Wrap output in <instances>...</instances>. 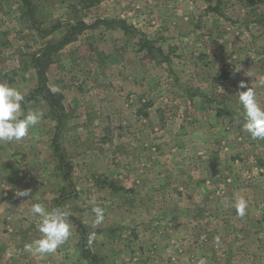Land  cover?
I'll return each instance as SVG.
<instances>
[{"label": "rangeland", "instance_id": "rangeland-1", "mask_svg": "<svg viewBox=\"0 0 264 264\" xmlns=\"http://www.w3.org/2000/svg\"><path fill=\"white\" fill-rule=\"evenodd\" d=\"M31 3L33 18L0 0V82L27 95L33 56L70 30L44 66L63 121L30 100L39 123L0 141V264H264V140L236 96L244 81L264 107V0ZM34 203L69 213L53 253L28 250L42 235Z\"/></svg>", "mask_w": 264, "mask_h": 264}, {"label": "clouds", "instance_id": "clouds-1", "mask_svg": "<svg viewBox=\"0 0 264 264\" xmlns=\"http://www.w3.org/2000/svg\"><path fill=\"white\" fill-rule=\"evenodd\" d=\"M239 89L247 88L246 91H238L236 96L242 106L244 114V130L250 134L252 139L264 140V107H261L257 100L254 88L248 87L244 81H240ZM23 94L16 88L11 87L6 82H0V141L11 142L19 141L29 135L41 119V113L30 110L27 113L22 111ZM21 197H29L30 190L17 193ZM234 207L239 216L245 215L247 201L237 198ZM33 215L39 216L37 225L38 231L42 234L40 239L29 245L28 250L44 255L56 251L71 235V224L69 223V213L54 208L47 210L41 203H34L30 209ZM94 225L103 222L104 211L100 207H94ZM95 238V233L88 236L89 243ZM198 264H207L205 258H201Z\"/></svg>", "mask_w": 264, "mask_h": 264}, {"label": "trees", "instance_id": "trees-1", "mask_svg": "<svg viewBox=\"0 0 264 264\" xmlns=\"http://www.w3.org/2000/svg\"><path fill=\"white\" fill-rule=\"evenodd\" d=\"M23 2L25 3V6L27 7V11L28 14L31 18H33L34 12H33V6L31 3V0H23ZM78 26V23L71 25V29H76V27ZM56 29V25L51 26L50 28H48L47 30L43 31L44 33H49L53 30ZM72 32H68V34H66V36H64L59 42H57L56 44L53 45H47L46 47H44L39 53L38 55H34L32 58V64L34 66L35 69V74H36V78H37V84L35 86V88L29 92L27 95L24 96V100L22 101V105L24 103H26L27 101L30 100H43L47 103L48 106H50V108L56 113V120H57V128H60V125L62 124V114L60 111V106L57 105L56 100L54 99V94L47 88V86L45 85V80H44V66L49 62L48 60V55L51 51H56L57 49L61 48L63 44H65L68 39L70 38V35ZM48 56V57H47ZM23 110L25 109V106L23 105ZM53 146L55 147V150H57V155L59 157V161H60V165H61V170L63 172V174L65 175V177H67L63 163H64V155L62 153V151L60 150V147L56 144L55 138H53ZM76 226L78 231L80 232L81 236V242L82 245H85V238L83 237V235L85 234V231H83V225L79 220H75L73 217H71ZM85 253V257L87 256L86 250H84ZM90 258V257H89Z\"/></svg>", "mask_w": 264, "mask_h": 264}, {"label": "crops", "instance_id": "crops-1", "mask_svg": "<svg viewBox=\"0 0 264 264\" xmlns=\"http://www.w3.org/2000/svg\"><path fill=\"white\" fill-rule=\"evenodd\" d=\"M11 169L14 170L13 168H11ZM64 169H65V172H66V175H67V177H65V175L63 174L64 178L67 179V180H69V182H71V179H69V176H68V174H67V170H66L65 167H64ZM12 170H11V171H12ZM6 171L9 172V169H6ZM14 171H15V170H14ZM60 171H61V175H62L63 172H62V170H61V166H60ZM69 182H68V184H69L70 186H72V182H71V184H70ZM195 262H196V261H195ZM197 263H198V262H197ZM197 263H196V264H197ZM138 264H145V262H141V263H138ZM146 264H149V263H146ZM166 264H173V263H168V262H166Z\"/></svg>", "mask_w": 264, "mask_h": 264}]
</instances>
